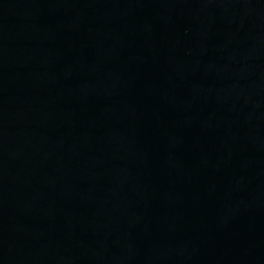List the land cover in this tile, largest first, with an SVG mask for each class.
<instances>
[{"label": "water", "instance_id": "95a60500", "mask_svg": "<svg viewBox=\"0 0 264 264\" xmlns=\"http://www.w3.org/2000/svg\"><path fill=\"white\" fill-rule=\"evenodd\" d=\"M0 264H264V0H0Z\"/></svg>", "mask_w": 264, "mask_h": 264}]
</instances>
